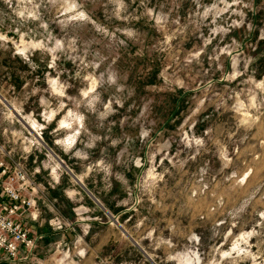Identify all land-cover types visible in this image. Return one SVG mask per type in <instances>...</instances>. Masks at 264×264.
I'll use <instances>...</instances> for the list:
<instances>
[{
    "label": "rangeland",
    "instance_id": "374dc122",
    "mask_svg": "<svg viewBox=\"0 0 264 264\" xmlns=\"http://www.w3.org/2000/svg\"><path fill=\"white\" fill-rule=\"evenodd\" d=\"M0 146L36 264H264V0H0Z\"/></svg>",
    "mask_w": 264,
    "mask_h": 264
},
{
    "label": "built area",
    "instance_id": "2783aa9c",
    "mask_svg": "<svg viewBox=\"0 0 264 264\" xmlns=\"http://www.w3.org/2000/svg\"><path fill=\"white\" fill-rule=\"evenodd\" d=\"M24 167L0 146V257L5 264H36L34 249L39 236L28 233L23 215L37 220L42 212L36 201L42 202L43 194ZM48 223L55 230L68 225L57 213Z\"/></svg>",
    "mask_w": 264,
    "mask_h": 264
},
{
    "label": "crops",
    "instance_id": "0c3cea01",
    "mask_svg": "<svg viewBox=\"0 0 264 264\" xmlns=\"http://www.w3.org/2000/svg\"><path fill=\"white\" fill-rule=\"evenodd\" d=\"M37 206L40 207L42 213L36 218L37 220H31L26 214L23 215V220H25L24 225L28 230V233L32 235H37L39 238L36 240V248L34 249V255L39 257L42 256L47 248L50 247L51 239H57L63 237L67 231L63 230H54L45 224V219L43 218L44 211L41 209L43 206H40L37 202ZM61 216V215H60ZM0 264H5L0 257ZM17 264H29L28 262H18Z\"/></svg>",
    "mask_w": 264,
    "mask_h": 264
},
{
    "label": "water",
    "instance_id": "95a60500",
    "mask_svg": "<svg viewBox=\"0 0 264 264\" xmlns=\"http://www.w3.org/2000/svg\"><path fill=\"white\" fill-rule=\"evenodd\" d=\"M55 159L58 160L61 163V161L57 157H55ZM73 177L75 178V180L77 179V177H75V176H73Z\"/></svg>",
    "mask_w": 264,
    "mask_h": 264
},
{
    "label": "bare ground",
    "instance_id": "6f19581e",
    "mask_svg": "<svg viewBox=\"0 0 264 264\" xmlns=\"http://www.w3.org/2000/svg\"><path fill=\"white\" fill-rule=\"evenodd\" d=\"M78 178H79V177H78ZM78 178H77L76 180L79 182V179H78Z\"/></svg>",
    "mask_w": 264,
    "mask_h": 264
}]
</instances>
